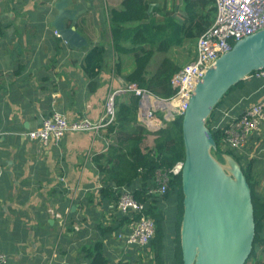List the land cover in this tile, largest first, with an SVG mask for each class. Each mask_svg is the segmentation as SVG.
<instances>
[{
	"label": "crops",
	"instance_id": "1",
	"mask_svg": "<svg viewBox=\"0 0 264 264\" xmlns=\"http://www.w3.org/2000/svg\"><path fill=\"white\" fill-rule=\"evenodd\" d=\"M57 1L0 0V252L6 254L8 264H89L86 248L103 239L95 227L100 207L88 212L81 202L90 192L98 200L95 194L102 176L93 158L104 154L114 137L107 128L97 133H67L57 147L44 152L24 133L40 127L50 112H61L70 121H98L107 92L126 84L124 77L134 62L132 55H122L119 72L115 69L106 10L119 7L122 0H71L69 6L77 12V31L88 45L101 44L106 49L97 88L91 91L80 67L84 50L71 49L58 40L51 27ZM168 1L178 6L177 16L183 14L182 0ZM201 1L204 5L199 11L209 14L212 25L213 1ZM196 39L175 48L190 47L180 64L169 56L180 68L194 58ZM258 80L254 84L248 77L230 91L217 117L232 120L264 97V81ZM149 140L145 145L151 147L153 140ZM243 153L260 187L264 183V123L261 133L248 139ZM103 244L109 264L147 262L144 252L123 249L113 238H104Z\"/></svg>",
	"mask_w": 264,
	"mask_h": 264
},
{
	"label": "trees",
	"instance_id": "2",
	"mask_svg": "<svg viewBox=\"0 0 264 264\" xmlns=\"http://www.w3.org/2000/svg\"><path fill=\"white\" fill-rule=\"evenodd\" d=\"M156 3L157 5H154ZM203 5L201 0H182L183 14L180 16L175 14L178 6L168 0H122L119 7H108L106 21L111 47L117 59L116 71L119 72L122 55L133 57L134 68L124 77L125 82L148 89L158 97L173 96L175 90L170 80L181 68L168 53L172 49L182 47L188 39L198 37L210 25L209 14L206 16L199 11ZM78 7L85 8L80 5ZM55 12L53 9L52 13ZM206 19H208L207 25ZM71 24L68 22L66 27ZM82 50L84 55L80 67L89 79L90 90L94 91L97 88L99 71L105 61L106 49L104 45H94L90 42ZM156 53L164 54L165 57L151 73L149 64ZM251 75L250 80L254 84L261 82L253 76L254 72ZM242 84L244 81L231 87L222 99L224 100L230 91L241 87ZM222 99L207 118L206 125L217 145L215 153L219 158L223 154L231 155L240 165L250 186L255 222L250 259L252 254H256L259 246L264 248V193L257 188L258 183L252 176L251 162H246L243 151L219 149L227 121L217 117L216 113ZM115 105V120L107 127L108 135L113 136L115 141L104 154L100 153L93 158L99 175L102 176L100 187L95 194L98 200L95 202L90 192L85 196L84 203L81 202V207L88 212L93 211L94 206L100 207L99 215L95 216V227L103 233V239L94 241L86 248L89 253L87 255L89 264H109L105 255L104 238L114 239L113 236L125 230L123 226L132 221L130 216H116L118 215L116 214L111 216L110 221L106 219L109 222L107 226L103 225V218L109 206L116 204L121 188L130 191L136 201L144 203L145 214L155 222V235L148 247L137 248L139 251H144L147 258L151 251L155 254L154 259L149 257L145 264H183L180 248V226L183 215L180 175L169 174L165 194H148L155 186L154 178L157 171L168 173L177 162L184 160L182 117L157 131L153 144L149 147L145 145V139L146 141L151 139L148 137L149 133L137 123V98L131 97L126 103L116 101ZM52 113L45 117H49ZM215 153L212 154L216 156ZM162 238L163 244L160 243ZM114 264L131 263L118 261Z\"/></svg>",
	"mask_w": 264,
	"mask_h": 264
},
{
	"label": "water",
	"instance_id": "3",
	"mask_svg": "<svg viewBox=\"0 0 264 264\" xmlns=\"http://www.w3.org/2000/svg\"><path fill=\"white\" fill-rule=\"evenodd\" d=\"M70 1L54 4L51 27L71 49L82 50L88 41L76 29L77 12L69 7ZM66 21L72 25L66 27ZM263 69L264 29L244 37L222 54L189 98L181 123L183 264H245L249 260L255 236L250 186L231 155L223 154L220 163L212 154L217 152V145L206 121L231 87Z\"/></svg>",
	"mask_w": 264,
	"mask_h": 264
},
{
	"label": "built area",
	"instance_id": "4",
	"mask_svg": "<svg viewBox=\"0 0 264 264\" xmlns=\"http://www.w3.org/2000/svg\"><path fill=\"white\" fill-rule=\"evenodd\" d=\"M213 1L214 20L196 39L194 58L171 77L170 84L175 90L173 96L158 97L148 89L140 88L134 83H126L121 87L109 89L103 113L98 121L93 122L85 118L70 121L63 113L53 112L41 120L40 127L26 131L24 136L35 141L41 151L47 152L49 148L57 147L67 133H97L99 130H105L115 120V102L136 97L137 123L153 140L157 131L183 116L192 91L206 70L212 67L222 54L228 52L234 43L264 29V0ZM253 76L264 81V70L256 71ZM263 123L264 97L238 117L226 121L219 149L243 151L248 139L261 133ZM182 165L183 161H179L168 173L157 171L154 178L155 186L148 194H165L169 174L180 175ZM2 172L0 164V178ZM124 189H120L116 204L109 206L105 218L110 221L112 215L130 216L132 221L124 226L125 230L113 236L114 239L123 249L147 248L155 235V222L145 214V204L136 201L130 191ZM0 264H8L7 256L2 252Z\"/></svg>",
	"mask_w": 264,
	"mask_h": 264
},
{
	"label": "rangeland",
	"instance_id": "5",
	"mask_svg": "<svg viewBox=\"0 0 264 264\" xmlns=\"http://www.w3.org/2000/svg\"><path fill=\"white\" fill-rule=\"evenodd\" d=\"M189 48H190L189 46L185 45V47L183 49H177V50L174 49L172 52H169L168 55L170 57L174 58L176 61H178L177 63L180 64V61L181 60H184L189 55V50H187ZM163 55L164 54H157L153 58V60L151 62L152 64L149 67V71H153L155 64L158 63V61L161 59V57ZM124 100H127V99H124ZM223 103L224 102H221L220 106L218 107V109L216 111L217 114H219L218 110H219V108H221V106L223 105ZM220 114H222V113H220ZM223 119L226 120L225 118H223ZM147 142L149 143L150 140L149 141H146L145 144ZM221 162L223 163V160L222 159H221ZM257 188L264 193V183H262L260 185V187H259V185H257ZM103 221H104L103 225L107 226L109 224V222L106 220V218H103ZM163 241H164V239L162 238L160 240V243L163 244ZM142 252H144V251H142ZM149 257H152V259H154L155 254L151 251L150 253H148V258H147V255L145 253V261H147L149 259ZM245 264H264V248H261V246H259V248L257 249L256 254H252L251 258Z\"/></svg>",
	"mask_w": 264,
	"mask_h": 264
},
{
	"label": "flooded vegetation",
	"instance_id": "6",
	"mask_svg": "<svg viewBox=\"0 0 264 264\" xmlns=\"http://www.w3.org/2000/svg\"><path fill=\"white\" fill-rule=\"evenodd\" d=\"M215 154H216V153H215ZM215 158H216L220 163H222V162H221V158H219L217 154H216Z\"/></svg>",
	"mask_w": 264,
	"mask_h": 264
},
{
	"label": "clouds",
	"instance_id": "7",
	"mask_svg": "<svg viewBox=\"0 0 264 264\" xmlns=\"http://www.w3.org/2000/svg\"><path fill=\"white\" fill-rule=\"evenodd\" d=\"M197 38H198V37H197ZM254 73H255V72H254ZM251 76H252V75H251ZM251 76H250V77H251ZM118 101H119V100H118Z\"/></svg>",
	"mask_w": 264,
	"mask_h": 264
}]
</instances>
